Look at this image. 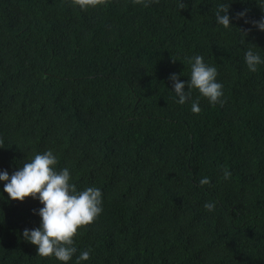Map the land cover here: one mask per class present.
<instances>
[{
	"label": "trees",
	"instance_id": "16d2710c",
	"mask_svg": "<svg viewBox=\"0 0 264 264\" xmlns=\"http://www.w3.org/2000/svg\"><path fill=\"white\" fill-rule=\"evenodd\" d=\"M226 3L0 0V170L52 150L77 190L101 189L103 212L73 238L82 264H264V65L244 63L249 47L264 58V32L244 43L249 24H216ZM228 3L264 15V0ZM195 55L224 93L210 105L193 89L198 114L168 79L187 81ZM40 206L0 200V264H61L22 238Z\"/></svg>",
	"mask_w": 264,
	"mask_h": 264
},
{
	"label": "clouds",
	"instance_id": "9594fccd",
	"mask_svg": "<svg viewBox=\"0 0 264 264\" xmlns=\"http://www.w3.org/2000/svg\"><path fill=\"white\" fill-rule=\"evenodd\" d=\"M134 4L147 7L151 0H132ZM74 6L85 11L104 5L106 0H72ZM261 10L264 7L259 6ZM215 23L225 29L233 26V21L243 20L249 24L247 29H240L244 33L243 41L254 28L264 32V15L259 19L249 20L247 9L237 12L234 16L229 14V3L217 6L214 12ZM183 64L184 62L181 61ZM190 74L187 81L178 77L182 73H171L168 79L172 82L171 91L178 99V104L191 101L190 110L198 114L201 111L198 100H191L192 90L199 92L201 97L207 99L210 105L223 104V84L217 80V68L206 63L204 57L195 55L187 58ZM244 63L247 70L256 72L258 66L264 65V58L252 47L244 53ZM187 85V90H185ZM57 156L52 150L35 154L30 160L20 165L11 174L7 170H0V183L3 190L0 200L7 199L23 201L26 197L37 200L40 207L33 209V214L39 216V225L33 228H24L22 238L36 247L37 255L41 257H54L61 264H69L75 256V264H82L90 259V249L83 250L76 255L77 248L74 236L79 227L92 223L103 212L102 191L98 187H85L77 190L70 182V170L65 167L57 170ZM231 172L224 169L223 178L229 179ZM200 185L209 184L204 177L199 180ZM7 194V197L4 196ZM204 208L211 212L215 202H206Z\"/></svg>",
	"mask_w": 264,
	"mask_h": 264
}]
</instances>
